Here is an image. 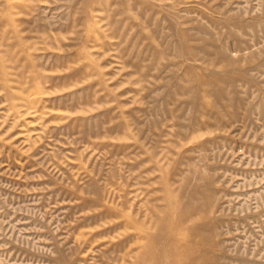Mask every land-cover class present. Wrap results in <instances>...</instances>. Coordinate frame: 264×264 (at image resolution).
I'll list each match as a JSON object with an SVG mask.
<instances>
[{
    "label": "rangeland",
    "instance_id": "1",
    "mask_svg": "<svg viewBox=\"0 0 264 264\" xmlns=\"http://www.w3.org/2000/svg\"><path fill=\"white\" fill-rule=\"evenodd\" d=\"M0 53V264H264V0H0Z\"/></svg>",
    "mask_w": 264,
    "mask_h": 264
},
{
    "label": "bare ground",
    "instance_id": "2",
    "mask_svg": "<svg viewBox=\"0 0 264 264\" xmlns=\"http://www.w3.org/2000/svg\"><path fill=\"white\" fill-rule=\"evenodd\" d=\"M2 61H4V60H2ZM3 66H4V63H3ZM2 70L3 69H1V71ZM6 70H7V67H6ZM5 75L8 76L9 74L8 75L5 74ZM8 83H9V81H8ZM25 83L26 84L23 86V89H27L26 85L29 84L27 81ZM6 84H7V82H6ZM40 85L42 86V84H40V82L39 83L38 82L36 83L35 81L30 82L28 87L32 88L33 90L31 91L30 94L27 95V97L22 98L23 102L29 108H31V110L28 112V114L30 116H36V115L40 114L38 112L37 105L39 103H41L43 101V99L40 97L41 95H39V97H35V94H37V93L41 94L42 87ZM40 115H42V114H40ZM39 118L41 119V117H39ZM176 214L178 216V213H176ZM128 219H130V218H128ZM174 220H175V218H174ZM160 221H161V223L159 225V228H160L159 230L162 231V233H161L162 238L160 239V241L157 243L152 238V235L154 236L155 234L150 235L149 232L145 233V231L142 229L143 228L142 227L141 230H139V233L141 235V241L138 243V246H137L138 250H136V252L132 256V259L129 261L125 260L126 254H123V256L124 255L125 256L122 259L121 264H161L162 262H165V263L171 262V264H179L178 262L182 258L181 250L183 248H188L189 244H188L186 239L179 236V233L181 231L179 228H177L174 225V223H177V222L170 221V223H169V221L165 217H162V219ZM158 235L159 234H157V236ZM158 237H161V236H158Z\"/></svg>",
    "mask_w": 264,
    "mask_h": 264
}]
</instances>
